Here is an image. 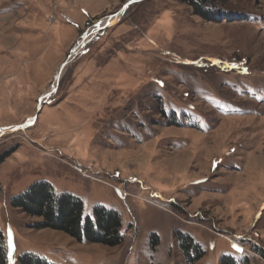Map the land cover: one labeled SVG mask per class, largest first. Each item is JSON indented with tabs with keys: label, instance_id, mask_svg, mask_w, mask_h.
Wrapping results in <instances>:
<instances>
[{
	"label": "rangeland",
	"instance_id": "1",
	"mask_svg": "<svg viewBox=\"0 0 264 264\" xmlns=\"http://www.w3.org/2000/svg\"><path fill=\"white\" fill-rule=\"evenodd\" d=\"M217 2L216 21L181 0H0L8 264H264V0ZM39 181L116 210L123 242L38 228L12 201Z\"/></svg>",
	"mask_w": 264,
	"mask_h": 264
},
{
	"label": "trees",
	"instance_id": "2",
	"mask_svg": "<svg viewBox=\"0 0 264 264\" xmlns=\"http://www.w3.org/2000/svg\"><path fill=\"white\" fill-rule=\"evenodd\" d=\"M193 7L195 13L207 20L225 18L227 11L221 10L217 0H181ZM162 114L163 111L161 112ZM5 157L0 158V163ZM13 207L22 209L32 217L40 218L38 228H52L62 231L78 242L103 244L109 247L119 246L124 236L121 232L122 221L116 210L97 207L93 217L85 215L81 199L72 193L55 191L49 181H39L32 184L28 190L15 197ZM180 243L187 260L190 263L199 261L204 252L200 245L188 235L180 233ZM27 257V258H26ZM24 264L33 263L26 256ZM40 260V259H38ZM0 264H8L7 250L4 246L3 235L0 232ZM229 264V263H228ZM230 264H234L231 262Z\"/></svg>",
	"mask_w": 264,
	"mask_h": 264
},
{
	"label": "bare ground",
	"instance_id": "3",
	"mask_svg": "<svg viewBox=\"0 0 264 264\" xmlns=\"http://www.w3.org/2000/svg\"><path fill=\"white\" fill-rule=\"evenodd\" d=\"M119 17V15H117V16H115V17H112L111 19H106L102 24H110V23H112L116 18H118ZM96 34V31H93V29H91L84 37H83V39H82V41L80 42L79 41V43H78V47H76V49H74L72 52H71V54H70V58L64 63V64H62L60 67H59V69H58V72H57V74H56V77H55V83H54V86H53V88H52V90L53 89H55V86H56V83H57V81L60 79V77L62 76V74H63V72L65 71V69H66V67L68 66V64L70 63V61L74 58V56L76 55V54H78L81 50H82V48L84 47V45L87 43V41H89L94 35ZM51 90V89H50ZM49 90V91H50ZM48 91V92H49ZM47 92V94L46 95H44V98H42V100H44L45 98H48L49 97V95H50V93H48ZM52 92V91H51ZM43 102H45V101H43ZM31 122V121H30ZM23 127H25V126H23ZM12 129L10 128H8V129H5V130H0V136L1 135H5V134H7L8 132H10Z\"/></svg>",
	"mask_w": 264,
	"mask_h": 264
},
{
	"label": "water",
	"instance_id": "4",
	"mask_svg": "<svg viewBox=\"0 0 264 264\" xmlns=\"http://www.w3.org/2000/svg\"><path fill=\"white\" fill-rule=\"evenodd\" d=\"M59 81L56 83V86L58 85ZM56 89L53 90V92L55 91ZM45 102H41V104L39 105V108H38V112H37V115L33 118V121L36 120V117L38 116V113L40 112V110H42V107L44 106ZM25 126V125H24Z\"/></svg>",
	"mask_w": 264,
	"mask_h": 264
}]
</instances>
